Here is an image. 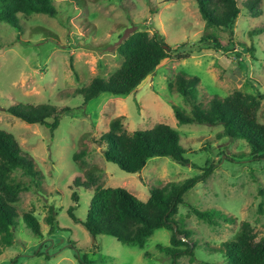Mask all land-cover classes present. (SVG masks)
<instances>
[{"label":"rangeland","instance_id":"374dc122","mask_svg":"<svg viewBox=\"0 0 264 264\" xmlns=\"http://www.w3.org/2000/svg\"><path fill=\"white\" fill-rule=\"evenodd\" d=\"M248 1L237 0L241 14L233 46L227 33L206 26L195 0H55V17L18 15L20 30L0 23V130L16 138L41 174L40 186L20 194L15 203L12 242L10 246L0 242V264H172L171 256L157 249L170 246V231H155L142 248L128 246L110 236L92 237L66 211L72 207L84 221L98 186L123 188L145 202L151 189L201 176L211 165V174L199 179L178 207L175 219L190 233L193 256H181L177 264L219 262L220 256L208 248L231 239L242 221L250 223L256 240L264 238V199L259 193H264V159L252 158L244 140L223 136L222 126L178 125L172 110L177 105L190 112L174 88L176 76L184 73L198 79L202 104L212 95L224 98L234 91L253 95L260 103L258 121L264 124V0L259 2L258 17L245 11ZM137 31L157 32L170 49L181 50L133 93H102L82 105L77 89L119 69L123 59L118 45ZM206 33L219 38L226 51L198 50ZM184 55L188 58H181ZM15 103L67 107L69 112L62 114L51 133L8 114L6 109ZM119 117L128 134L156 124L176 130L188 165L156 157L139 173L128 174L106 162L94 141ZM82 152L86 155L73 159ZM14 177L29 182L21 172ZM90 182L86 189L84 183ZM73 193L77 201L72 200ZM190 206L220 211L231 222L220 220V226L211 227L197 219ZM51 211L54 223L48 224ZM28 212L37 220L41 236L25 225L22 216Z\"/></svg>","mask_w":264,"mask_h":264},{"label":"trees","instance_id":"16d2710c","mask_svg":"<svg viewBox=\"0 0 264 264\" xmlns=\"http://www.w3.org/2000/svg\"><path fill=\"white\" fill-rule=\"evenodd\" d=\"M259 2L260 0H249L244 6L245 11L252 17H258ZM195 3L206 26L227 33L228 43L233 46L231 38L241 14L237 0H195ZM56 12L55 0H0V23L17 30H20L18 15L42 14L55 17ZM203 47L226 51L221 40L208 33L204 34L197 45L198 50ZM179 49L181 50L170 49L157 32L152 35L147 31L134 32L118 45L117 52L123 59L120 68L108 78L93 79L87 86L77 89L76 93L82 96V105L102 93L112 96L129 95L163 61L172 54H178ZM181 58L188 57L184 55ZM198 82L197 78L187 77L184 73L176 76L174 88L190 106L189 113L177 105L172 106L177 124L222 126L223 136L231 140H244L251 149L252 158L264 159V124L257 118L260 103L256 97L234 91L224 98L212 95L202 104L198 102ZM6 112L28 125H40L52 133L58 127L62 114L69 112V109L48 104L15 103ZM122 121L121 117L112 119L107 132L100 134L94 141L102 148L106 162L117 165L128 174L139 173L148 160L156 157H166L178 164L188 165L176 130L165 124H156L150 129L128 134L123 130ZM85 155L86 152L74 154L73 159L77 160ZM213 167L211 165L202 169L201 176L182 182H169L151 189L145 202L123 188L98 186L93 191L84 221L73 214L72 207L66 212L74 223L81 224L92 237L106 235L128 246L142 248L155 231L168 230L171 232L170 246L158 245L157 249L170 255L172 264H177L179 257L193 256L191 247H188L190 233L181 229L175 219L178 207L184 203V194L199 179L209 176ZM17 172H21L29 182L14 177ZM40 180V172L32 159L22 151L16 138L11 133L0 130V242L3 245L10 246L12 242V231L17 218L15 203L19 195L38 188ZM90 184L92 183H84V187L88 189ZM259 193L264 199V193ZM72 200L77 201L75 193L72 194ZM263 203L264 201L261 206ZM189 209L197 219L211 227L220 226V220L231 222L224 213L214 209L202 211L191 206ZM22 219L35 235L41 236L40 226L32 212L23 214ZM46 221L48 224L54 223L52 211ZM174 225L176 233L184 236V240L176 237ZM52 229L51 227L50 232ZM182 246L188 248L180 249ZM208 251L218 254L221 260L205 264H264V238L256 240L250 223L246 221L240 223L231 239L220 243L218 247H209Z\"/></svg>","mask_w":264,"mask_h":264},{"label":"water","instance_id":"95a60500","mask_svg":"<svg viewBox=\"0 0 264 264\" xmlns=\"http://www.w3.org/2000/svg\"><path fill=\"white\" fill-rule=\"evenodd\" d=\"M173 229H174V231H175V235H176V237H177L179 240H184V236H179V235L176 233V226H175V225L173 226Z\"/></svg>","mask_w":264,"mask_h":264}]
</instances>
